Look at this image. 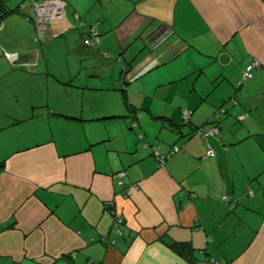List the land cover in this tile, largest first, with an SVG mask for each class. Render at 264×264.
<instances>
[{
  "label": "crops",
  "instance_id": "obj_1",
  "mask_svg": "<svg viewBox=\"0 0 264 264\" xmlns=\"http://www.w3.org/2000/svg\"><path fill=\"white\" fill-rule=\"evenodd\" d=\"M62 1L58 36L36 39L17 11L0 22V264H264V0ZM12 41L15 66L1 54ZM230 97L227 193L203 138L180 131L183 110L209 126ZM173 145L159 166L153 148Z\"/></svg>",
  "mask_w": 264,
  "mask_h": 264
},
{
  "label": "built area",
  "instance_id": "obj_2",
  "mask_svg": "<svg viewBox=\"0 0 264 264\" xmlns=\"http://www.w3.org/2000/svg\"><path fill=\"white\" fill-rule=\"evenodd\" d=\"M32 4V17L36 26L37 30V39L44 40L46 36H58L69 26V21L66 18L65 12V3L62 0H29ZM77 19V16L75 15ZM97 24L94 23L89 27V33L86 38L83 39V43L88 46H97L99 44V34L96 29ZM10 59L12 61L17 60L16 55H11ZM260 63L255 59L251 60L244 68L241 77L239 80L236 81V85L240 86L243 82L251 79L254 76V72L258 69ZM237 101L234 98L224 101L215 111V118L219 119L225 112L226 108L230 104H235ZM190 111L183 110L182 111V121L183 123H189L190 120ZM196 133L206 139L209 136H216L218 135V126L211 125L206 128L197 129ZM179 150L178 146L173 145L172 148L164 153L159 154L155 148H153V156L157 160L158 165L161 166L164 162L170 158L175 152ZM215 156L213 148L210 146L209 143L206 142V150H205V157ZM126 175L125 171H119L115 173L113 176L117 180L118 184L122 185L123 177ZM135 185H129L124 188L123 193L126 196H130L132 194V189ZM247 192L249 195L252 194V191L247 188ZM222 198H226V195H223ZM105 211L113 209V205L111 201L105 202ZM115 213V211H114ZM122 222V217L120 215L115 214L114 216V225ZM116 232L119 234L120 231L118 228ZM105 241V238H103Z\"/></svg>",
  "mask_w": 264,
  "mask_h": 264
},
{
  "label": "rangeland",
  "instance_id": "obj_3",
  "mask_svg": "<svg viewBox=\"0 0 264 264\" xmlns=\"http://www.w3.org/2000/svg\"><path fill=\"white\" fill-rule=\"evenodd\" d=\"M16 1L17 0H7L6 2V4L8 5V4H11V5H13V6H15V3H16ZM26 5H28V2L26 1L25 3H24V5H23V7H26ZM12 6V7H13ZM29 14L30 15H32V13H30L29 12ZM15 16V15H14ZM75 22H78L76 19H74L73 17H71ZM21 33H25V31L23 30V31H21ZM36 34V33H35ZM86 45V44H85ZM88 46V45H87ZM36 48V47H35ZM37 50H39V48H36ZM24 51V49H23V47H22V43H20V41L18 42V43H15V42H11V43H7V44H3L2 45V47H1V54L3 55V57L8 61V63L10 64V65H13V66H15V64H18V62L17 61H12L11 59H10V56L11 55H16L17 56V59H19V57H21L22 56V52ZM31 54L35 57L36 56V54H38V52L36 51H32L31 52ZM20 62V61H19ZM21 63V62H20ZM19 63V64H20ZM0 67H1V65H0ZM3 67V66H2ZM5 76H6V74H5ZM7 77V76H6ZM6 79L7 78H5V81H6ZM10 83V82H9ZM5 87H6V85H4ZM7 87H8V85H7ZM8 96H9V94H8ZM13 103H12V102ZM11 101L9 100V97H8V99H7V97H6V100H5V102H3V105H6L7 106V108L9 109V110H14V108H16V106L15 107H12L11 106V104H15V102H14V98H12L11 97ZM19 110V109H18ZM16 111H17V108H16ZM18 113V112H17Z\"/></svg>",
  "mask_w": 264,
  "mask_h": 264
},
{
  "label": "trees",
  "instance_id": "obj_4",
  "mask_svg": "<svg viewBox=\"0 0 264 264\" xmlns=\"http://www.w3.org/2000/svg\"><path fill=\"white\" fill-rule=\"evenodd\" d=\"M30 4H31V2L29 1V0H27ZM31 8H32V4H31ZM26 8L25 7H23V3H20L19 5H18V7H16V8H8L7 7V5H6V1L5 0H0V11H2V13L0 14V22H1V20L2 19H4L9 13H11V12H16L17 11V13H20V14H22L23 16H25V18L27 19V20H33V17H32V19L29 17V14H27V13H25L23 10H25ZM33 22H34V20H33ZM34 25H35V23H34ZM91 26V25H90ZM89 26V27H90ZM36 31V30H35ZM98 31V30H97ZM88 33H89V29H88V32H87V35H88ZM98 34L100 35V33H99V31H98ZM87 35H86V37H87ZM85 37V38H86ZM37 39V38H36ZM42 41V40H41ZM253 78V77H252ZM217 109V108H216ZM216 109H215V111H216ZM217 120L218 119H216L215 118V112H214V115H213V119H212V121H210L209 123H210V125L209 126H211V125H217L218 126V124H217ZM190 121V120H189ZM131 123V122H130ZM191 123V121L189 122V124ZM191 125H192V123H191ZM209 126H203V125H197V126H194V125H192V127L190 128L191 129V131L189 132V133H187L186 134V136L188 137V136H199L197 133H196V131H197V129H200V128H206V127H209ZM153 155V154H152ZM117 181V180H116ZM124 183H122V185H123ZM127 186H129V185H125L124 186V188L125 187H127ZM105 208V207H104ZM171 246H179V247H181V249H187L188 248V244L187 243H177V242H174L173 244H171Z\"/></svg>",
  "mask_w": 264,
  "mask_h": 264
},
{
  "label": "water",
  "instance_id": "obj_5",
  "mask_svg": "<svg viewBox=\"0 0 264 264\" xmlns=\"http://www.w3.org/2000/svg\"><path fill=\"white\" fill-rule=\"evenodd\" d=\"M231 99L228 98L227 100ZM226 101V100H225ZM182 126H186V127H192L191 123H182ZM182 136L185 137L186 134L183 133V130L180 131ZM205 144L206 142L210 144V146L213 148L214 153H215V157L218 160L220 169H221V173L225 182V187H226V192L227 193H232V182H231V178L229 175V171H228V167H227V163H226V159H225V155H224V147L223 145L220 143L217 135L216 136H209L206 139H203ZM202 264H204L202 262Z\"/></svg>",
  "mask_w": 264,
  "mask_h": 264
}]
</instances>
